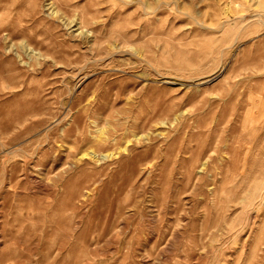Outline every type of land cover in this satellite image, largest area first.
I'll return each instance as SVG.
<instances>
[{"label":"rangeland","instance_id":"rangeland-1","mask_svg":"<svg viewBox=\"0 0 264 264\" xmlns=\"http://www.w3.org/2000/svg\"><path fill=\"white\" fill-rule=\"evenodd\" d=\"M0 264H264V0H0Z\"/></svg>","mask_w":264,"mask_h":264},{"label":"bare ground","instance_id":"bare-ground-1","mask_svg":"<svg viewBox=\"0 0 264 264\" xmlns=\"http://www.w3.org/2000/svg\"><path fill=\"white\" fill-rule=\"evenodd\" d=\"M132 138V137H131ZM126 145V144H125ZM104 154V153H103ZM111 154V153H110Z\"/></svg>","mask_w":264,"mask_h":264}]
</instances>
